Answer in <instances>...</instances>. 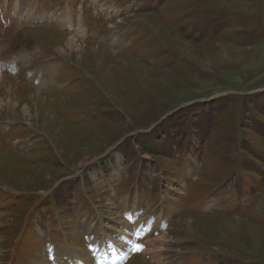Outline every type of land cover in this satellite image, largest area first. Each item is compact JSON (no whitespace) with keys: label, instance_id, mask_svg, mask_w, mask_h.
Returning a JSON list of instances; mask_svg holds the SVG:
<instances>
[{"label":"rangeland","instance_id":"obj_1","mask_svg":"<svg viewBox=\"0 0 264 264\" xmlns=\"http://www.w3.org/2000/svg\"><path fill=\"white\" fill-rule=\"evenodd\" d=\"M6 61L0 264H264V0H0Z\"/></svg>","mask_w":264,"mask_h":264},{"label":"bare ground","instance_id":"obj_2","mask_svg":"<svg viewBox=\"0 0 264 264\" xmlns=\"http://www.w3.org/2000/svg\"><path fill=\"white\" fill-rule=\"evenodd\" d=\"M102 6V5H101ZM35 7L37 8V9H39V16H42V15H44L45 16V14L47 13V10H42V9H40L36 4H35ZM107 10V9H106ZM118 13V12H117ZM63 14V13H62ZM55 20V19H54ZM74 15H72L71 13H70V11H68L67 12V15L65 16V18L63 19V21H60L59 23L60 24H63L64 26H72L73 24H74ZM81 31V30H80ZM159 36V35H158ZM75 41V39L72 37L71 38V40L69 41V43L70 44H68V46H69V48L70 49H75V47H74V44H73V42ZM79 46V45H78ZM82 50V49H81ZM16 67V64L14 63V62H11V61H6V62H3V63H0V72L3 74V75H5V76H8V72L9 71H11V69H13V68H15ZM21 67H24V65H21L20 66V69H21ZM21 72V71H20ZM19 86L17 85V88H18ZM16 87L14 88V89H17ZM8 92H9V94L12 92V88H11V86L8 88ZM8 92L6 93V94H8ZM5 96V95H4ZM8 105H11V101H5L4 100V98L3 97H0V106H1V108H5V106H8ZM13 105V104H12ZM12 108V107H11ZM8 109V108H7ZM9 121H10V119H9ZM143 223V222H142ZM142 223H141V225H142ZM145 224V227L142 225V226H138V228L137 229H139V228H143L142 229V232L143 231H145V229H146V226H147V224L146 223H144ZM126 227V226H125ZM116 228H119V226H117ZM127 228V227H126ZM126 228H124L123 229V231L125 232V233H123V231L121 232V231H119L118 232V235L119 234H121L122 236H121V238H122V240H124L125 239V237L127 236V234H126V231H127V229ZM120 229V228H119ZM140 229V230H141ZM141 232V233H142ZM129 233H130V231H129ZM133 233V232H132ZM163 238V237H162ZM116 239H118V238H116ZM111 240H108L107 242H105V244H97L96 245V249L100 252V255H101V258H102V262L103 263H105V262H110V261H119V260H121L122 259V254H123V252H124V247H123V245H122V241H119V239L118 240H116L117 241V243H118V245H113V244H117L116 242H111V244H109L108 242H110ZM119 242H121V243H119ZM156 242V241H155ZM160 243L162 244V242L160 241ZM158 245V244H150V245H148L147 247H145V249H144V252H145V254H146V256L148 255V256H151V258H152V260L154 261V263L155 264H162L163 262H162V250L161 251H159L160 250V247L162 248L163 246V244L162 245ZM66 246V245H65ZM68 247V246H67ZM69 249H70V247H68ZM68 252V256H69V258H68V261H66L65 262V264H85L84 262H82L81 261V259L79 258V256L77 255V253H75V252H73L71 249L70 250H68L67 251ZM79 254V253H78ZM77 259H79V260H77ZM79 261V262H78ZM50 263V262H49ZM48 263V264H49ZM51 264V263H50ZM88 264V263H87Z\"/></svg>","mask_w":264,"mask_h":264}]
</instances>
